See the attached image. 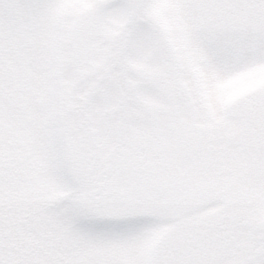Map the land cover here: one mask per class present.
I'll return each mask as SVG.
<instances>
[{
	"label": "snow or ice",
	"instance_id": "1",
	"mask_svg": "<svg viewBox=\"0 0 264 264\" xmlns=\"http://www.w3.org/2000/svg\"><path fill=\"white\" fill-rule=\"evenodd\" d=\"M0 264H264V0H0Z\"/></svg>",
	"mask_w": 264,
	"mask_h": 264
}]
</instances>
